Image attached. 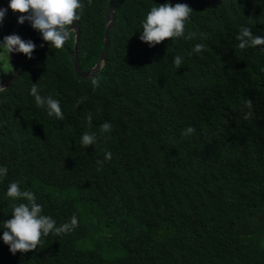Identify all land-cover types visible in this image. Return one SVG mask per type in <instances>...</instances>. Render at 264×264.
Returning a JSON list of instances; mask_svg holds the SVG:
<instances>
[{
	"label": "trees",
	"instance_id": "16d2710c",
	"mask_svg": "<svg viewBox=\"0 0 264 264\" xmlns=\"http://www.w3.org/2000/svg\"><path fill=\"white\" fill-rule=\"evenodd\" d=\"M9 2L0 0L8 9L0 42L21 15ZM82 2L77 52L85 71L104 49L111 0ZM166 2L116 0L95 90L75 71L74 31L57 50L27 21L18 27L36 49L31 59L20 53L19 76L0 91V166L9 169L0 223L19 203L8 184L22 180L57 226L73 214L78 226L15 254L0 228V264H264V46L241 50L235 39L241 26L264 37V0H170L192 7L186 33L197 36L151 47L140 40L142 21ZM33 83L60 101L63 120L35 104ZM80 97L87 100L74 106ZM104 122L113 127L100 135ZM188 126L196 131L184 137ZM84 132H97V144L83 147Z\"/></svg>",
	"mask_w": 264,
	"mask_h": 264
},
{
	"label": "clouds",
	"instance_id": "9594fccd",
	"mask_svg": "<svg viewBox=\"0 0 264 264\" xmlns=\"http://www.w3.org/2000/svg\"><path fill=\"white\" fill-rule=\"evenodd\" d=\"M91 0H89V4ZM8 7L13 11L20 13L18 23L24 24L26 21L31 27L37 30L43 41L50 44L53 49H62L73 33L74 22L81 20V13L85 7L82 0H10ZM8 9L0 8V24L3 23ZM193 12L192 7L187 3H176L173 5L169 2L151 7L145 19L142 21V33L140 40L155 47L165 40H174L184 38L192 40L197 36L195 32L186 33V25ZM238 41L239 49L257 48L264 46V37L254 35L252 27L241 26L235 36ZM44 45L41 44L40 47ZM203 44L197 43L193 51L200 53L203 50ZM36 44L31 41H25L18 34L4 36L0 42V50H3L9 57L13 52L23 53L29 59L32 58ZM264 51V49H261ZM184 61L180 55L173 59L174 66L179 69ZM90 82L93 90L100 86V78L96 75L90 76ZM5 87L0 86V91ZM30 94L34 97L35 104L40 108H46L50 117L63 120L64 114L60 101L52 95L42 96L36 83H33ZM87 97H80L76 105L84 103ZM252 100L246 101L247 112L244 113L243 119L250 120L253 117ZM89 126L92 123L93 116L89 113L86 117ZM110 122H104L99 127V134L104 135L112 130ZM195 128L188 126L181 133L182 136L188 137L195 133ZM100 135L97 132H84L80 138L83 147L96 145ZM107 138V137H105ZM105 160H112V153L105 152ZM104 161H97V164L103 165ZM8 167L0 166V180L7 177ZM22 180H14L8 184L7 196L12 201L19 203L12 204L11 219L4 220L0 223L3 236L2 240L9 246L12 254L17 252L27 253L37 249L42 245V239L55 234L60 236L74 230L78 226V217L73 214L68 222L57 226L56 221L49 215L43 214V206L37 202L35 193L30 190L22 189Z\"/></svg>",
	"mask_w": 264,
	"mask_h": 264
},
{
	"label": "water",
	"instance_id": "95a60500",
	"mask_svg": "<svg viewBox=\"0 0 264 264\" xmlns=\"http://www.w3.org/2000/svg\"><path fill=\"white\" fill-rule=\"evenodd\" d=\"M214 2L220 1V0H211ZM115 9H116V0H111V4L108 9V14H107V24L105 27V37H104V49L98 59V61L95 63L93 67H91L88 70H82L81 65L79 63L78 59V42H79V34H80V21L74 22V29L73 31L75 32V43H74V49L70 52L71 54V59L75 68L76 73L83 77V78H89L91 75H95L99 73L106 61L107 57V49L109 45V36H110V29L113 27L114 22H115ZM22 25L18 23V19L16 20L13 28L10 31V35L16 34L18 27ZM19 57L20 53L13 52L10 55L11 59V65H12V71L11 74L9 75L8 78L4 80H0V86L3 87H8L11 85V83L19 76Z\"/></svg>",
	"mask_w": 264,
	"mask_h": 264
},
{
	"label": "rangeland",
	"instance_id": "374dc122",
	"mask_svg": "<svg viewBox=\"0 0 264 264\" xmlns=\"http://www.w3.org/2000/svg\"><path fill=\"white\" fill-rule=\"evenodd\" d=\"M74 38L75 37L71 38L70 43H72V42L74 43ZM64 68L67 71L72 70V68L69 64H66L64 66ZM11 69H12V65H11L10 57L5 52H3V50L0 51V80H4V79L8 78L9 75L11 74Z\"/></svg>",
	"mask_w": 264,
	"mask_h": 264
}]
</instances>
